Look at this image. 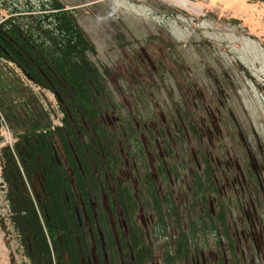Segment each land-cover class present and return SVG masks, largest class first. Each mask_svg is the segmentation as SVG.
<instances>
[{
  "label": "flooded vegetation",
  "instance_id": "1",
  "mask_svg": "<svg viewBox=\"0 0 264 264\" xmlns=\"http://www.w3.org/2000/svg\"><path fill=\"white\" fill-rule=\"evenodd\" d=\"M153 11L122 25L125 48L108 63L89 54L86 93L63 77L55 156L74 204L75 264H264V119L222 53L193 28L189 43L208 51L195 67ZM63 256L71 264L64 245Z\"/></svg>",
  "mask_w": 264,
  "mask_h": 264
},
{
  "label": "trees",
  "instance_id": "2",
  "mask_svg": "<svg viewBox=\"0 0 264 264\" xmlns=\"http://www.w3.org/2000/svg\"><path fill=\"white\" fill-rule=\"evenodd\" d=\"M65 6L60 0H0V8L12 14L0 24V116L10 123L15 138L12 145H0V185L11 235L31 264H65L63 245L70 263L78 260L74 204L64 202L68 185L59 165L63 159L58 163L55 156L56 147L63 150V126L35 88L21 78L55 91L62 111L63 77L77 80L86 93L79 78L91 76L86 72L87 53L93 47L76 10Z\"/></svg>",
  "mask_w": 264,
  "mask_h": 264
},
{
  "label": "rangeland",
  "instance_id": "3",
  "mask_svg": "<svg viewBox=\"0 0 264 264\" xmlns=\"http://www.w3.org/2000/svg\"><path fill=\"white\" fill-rule=\"evenodd\" d=\"M60 1L66 4V9L76 10L78 14L77 21L93 47V50L88 51L87 57L91 58L90 53H97V60L101 62L108 63L116 53L121 54L122 49L125 48V44H120V49L115 45L118 42L117 37L124 35L123 24L137 25L141 21L145 23L152 19L151 15H155L153 10L160 8L165 12V17L160 13L161 16L157 15L153 19L169 23V26L173 28L174 37L179 42L178 52L184 58L193 60L195 67H198L199 54L208 51L202 49L205 45L193 47L189 43V37L195 28L194 39L212 44L211 51L222 53L224 56L221 61L227 71L240 79L252 116L264 119V4L262 0H189L200 8L199 12H189L190 10L183 6L184 4L174 0ZM181 23L186 28L177 27ZM113 43L116 51L113 50ZM209 57L213 63V57L210 55ZM10 65L17 69L14 64ZM21 78L25 84H29L26 82L27 77L22 75ZM33 85L36 93L41 95L46 108L55 112L54 120L62 119L63 111L53 90L45 89L38 84ZM3 119L10 125L1 115V137L3 136L1 133ZM13 139L15 142L14 137ZM36 189L39 188L36 187ZM39 196L42 195L39 193ZM5 197V192L0 185V238L6 263L31 264L24 250L22 251L23 248L17 237L14 239L11 235Z\"/></svg>",
  "mask_w": 264,
  "mask_h": 264
},
{
  "label": "built area",
  "instance_id": "4",
  "mask_svg": "<svg viewBox=\"0 0 264 264\" xmlns=\"http://www.w3.org/2000/svg\"><path fill=\"white\" fill-rule=\"evenodd\" d=\"M264 4V3H262ZM12 14L9 13L7 9L0 8V24H2L9 16ZM1 133L3 135V143L2 144H10L12 145L14 142L12 132L10 130V127L8 126L7 122L3 119L2 120V128Z\"/></svg>",
  "mask_w": 264,
  "mask_h": 264
},
{
  "label": "bare ground",
  "instance_id": "5",
  "mask_svg": "<svg viewBox=\"0 0 264 264\" xmlns=\"http://www.w3.org/2000/svg\"><path fill=\"white\" fill-rule=\"evenodd\" d=\"M174 1H177V2H179V3L184 4L183 6H184L186 9L190 10L189 12H192V11H194V12H199V11H200V8L197 7V6H195V5H194L192 2H190L189 0H174Z\"/></svg>",
  "mask_w": 264,
  "mask_h": 264
},
{
  "label": "water",
  "instance_id": "6",
  "mask_svg": "<svg viewBox=\"0 0 264 264\" xmlns=\"http://www.w3.org/2000/svg\"><path fill=\"white\" fill-rule=\"evenodd\" d=\"M0 264H7L5 257H4V253H3V246H2L1 238H0Z\"/></svg>",
  "mask_w": 264,
  "mask_h": 264
}]
</instances>
